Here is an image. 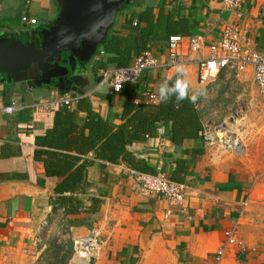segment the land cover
Returning a JSON list of instances; mask_svg holds the SVG:
<instances>
[{
	"label": "crops",
	"instance_id": "obj_1",
	"mask_svg": "<svg viewBox=\"0 0 264 264\" xmlns=\"http://www.w3.org/2000/svg\"><path fill=\"white\" fill-rule=\"evenodd\" d=\"M56 14L52 0H0V32L36 36ZM22 17L36 22L24 24ZM232 24L245 27L249 46L264 55V0H239L237 9L222 0H141L140 8L119 16L110 33L130 44L127 66L145 51L165 61L172 35H200L204 48L192 53L184 45L178 66L145 71L130 91L112 93L101 81L102 70L117 67L107 60L113 52L101 48L99 58L83 72L91 85L81 95L25 83L4 95L0 86V182H26L44 194L0 203V264H46L55 232L60 238L54 244L59 245L92 229L99 231L101 242L92 264H217L216 252L225 244L228 230L235 232L240 246L227 247L220 264H264V173L254 170L249 160L201 138L174 144L170 122L157 124L154 136L133 141L127 149L151 172L185 185L182 213L160 194L141 195L131 173L134 169L126 163L106 162L93 149H85L62 152L78 158L74 168L86 163L77 190L63 193L74 198L64 214L52 202L56 185L68 173L47 177L43 159L35 156L46 150L45 133L53 126L55 112L66 105L64 99H71L66 105L70 111L76 110L78 99L87 100L101 120L116 127L126 104H146L147 92L160 98L161 87L177 73L187 82L189 96L196 97L206 128L200 109L205 110L207 103L225 111L234 100L246 97L249 86L256 89L250 66L237 78L227 70L212 84L198 85L197 64L208 57L207 45L218 41L223 28ZM11 104L15 109L5 112ZM85 122L86 113L78 112L71 136L86 137L88 131L81 129ZM67 264L77 263L70 259Z\"/></svg>",
	"mask_w": 264,
	"mask_h": 264
},
{
	"label": "trees",
	"instance_id": "obj_2",
	"mask_svg": "<svg viewBox=\"0 0 264 264\" xmlns=\"http://www.w3.org/2000/svg\"><path fill=\"white\" fill-rule=\"evenodd\" d=\"M101 49L113 52V56L107 60L116 63L117 67L127 66L131 46L125 38L110 36ZM178 79L181 80L179 73L167 80L164 86L171 89ZM124 89L130 91V84H123L120 92ZM167 96L168 98L165 99L160 95L157 104H126L122 113V123L116 127L101 120L85 99L77 100L75 111H70L66 105H62L61 109L55 112L52 128L45 133L42 146L46 150L35 154L37 158L43 159L47 177H60L68 173L54 189L55 199L52 202L54 208H62L64 214L70 211L67 205H70L74 198L71 195L63 196V193L77 190L83 181L86 166L83 162L74 168L78 158L62 152L75 150L84 153L85 149H93L95 155L106 162L112 164L123 162L135 171L155 174L144 162L137 160L128 151L127 147L133 141L154 136L157 124L163 122L171 123V139L174 144H180L186 139L201 138L199 135L203 130L201 116L195 101L189 96L188 87L187 97L182 100H177L176 92H169ZM80 111L86 113V122L81 127L88 131L86 137L81 136L80 133L77 136L76 134L71 136L72 131L77 128L75 118ZM54 242L55 238L47 248L49 253H46V264H67L72 255L71 242L66 241L58 246ZM60 251H62L61 256Z\"/></svg>",
	"mask_w": 264,
	"mask_h": 264
},
{
	"label": "water",
	"instance_id": "obj_3",
	"mask_svg": "<svg viewBox=\"0 0 264 264\" xmlns=\"http://www.w3.org/2000/svg\"><path fill=\"white\" fill-rule=\"evenodd\" d=\"M52 1L57 14L36 36L0 32V86L4 95L23 83L61 94L86 92L91 82L83 72L99 58V50L108 42L119 16L141 4V0ZM17 196L41 198L44 194L26 182H0V203Z\"/></svg>",
	"mask_w": 264,
	"mask_h": 264
},
{
	"label": "built area",
	"instance_id": "obj_4",
	"mask_svg": "<svg viewBox=\"0 0 264 264\" xmlns=\"http://www.w3.org/2000/svg\"><path fill=\"white\" fill-rule=\"evenodd\" d=\"M230 9H237L239 0H222ZM24 24H34L35 20L21 18ZM137 23L134 22L133 25ZM186 46L189 52L196 53L204 48V40L200 35L184 37L181 35H172L168 38V54L165 61L153 56L145 51L138 55L132 64L125 67H113L102 70L100 79L103 83L110 86L112 93H119L123 84L136 86L141 75L150 69L166 67L175 68L179 65L180 51ZM208 57L199 61L197 64V82L200 87H206L212 84L223 71H231L237 78L248 66L253 68L254 82L259 96L264 98V55L254 50L248 44L247 29L240 25H227L223 28L218 41L207 45ZM104 51L100 54L103 55ZM146 104H157L158 96L153 93H145ZM71 99H64V104L68 105ZM15 109L11 104L5 108V112L11 113ZM224 125L216 128H204L200 132L202 140L210 145H217L222 149L228 148L234 153L231 143L236 140V147H240L239 140L233 139L232 130L217 132ZM239 149V150H240ZM241 153V152H240ZM237 154V153H236ZM239 154V153H238ZM134 175L137 191L143 196H152L160 194L168 205L178 208L182 213L184 211L185 185L169 180L160 172L155 174H146L131 170ZM225 244L218 248L216 252V263L220 264L227 247L240 246L239 241L233 230L225 231ZM101 249L100 234L97 229H92L85 236L78 237L71 242V259L77 264H87L89 260L97 258Z\"/></svg>",
	"mask_w": 264,
	"mask_h": 264
},
{
	"label": "rangeland",
	"instance_id": "obj_5",
	"mask_svg": "<svg viewBox=\"0 0 264 264\" xmlns=\"http://www.w3.org/2000/svg\"><path fill=\"white\" fill-rule=\"evenodd\" d=\"M200 110L206 128L214 129L221 124L229 127L233 131L232 138L239 140L242 149L239 154L228 148L224 150L249 160V165L254 170L264 173V99L257 94L255 87L249 86L246 97L234 100L225 111L215 110L208 103L205 110ZM53 236L60 238L57 232ZM61 254L62 251L59 255Z\"/></svg>",
	"mask_w": 264,
	"mask_h": 264
},
{
	"label": "clouds",
	"instance_id": "obj_6",
	"mask_svg": "<svg viewBox=\"0 0 264 264\" xmlns=\"http://www.w3.org/2000/svg\"><path fill=\"white\" fill-rule=\"evenodd\" d=\"M187 87H188V84L186 81H182L178 79L175 83V86L171 89H167L166 86H162L160 90L161 96L167 99L168 98L167 94L169 92H176L178 93L177 100L178 101L182 100L187 97ZM191 99L195 101L196 97L193 96Z\"/></svg>",
	"mask_w": 264,
	"mask_h": 264
},
{
	"label": "bare ground",
	"instance_id": "obj_7",
	"mask_svg": "<svg viewBox=\"0 0 264 264\" xmlns=\"http://www.w3.org/2000/svg\"><path fill=\"white\" fill-rule=\"evenodd\" d=\"M224 130H225V132H228V131H230L231 129H230L229 127H227V126H224V127L220 128L219 130H217V132H218V133H219V132H223ZM236 143H237V141L234 140V141L231 143V147L234 148V150H235L236 153H240V152L242 151V149H240L239 147H236ZM239 149H240V150H239Z\"/></svg>",
	"mask_w": 264,
	"mask_h": 264
}]
</instances>
